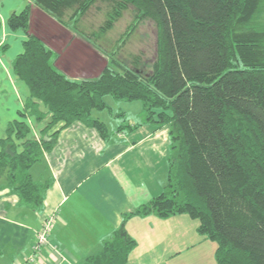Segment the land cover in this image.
<instances>
[{"label": "trees", "instance_id": "trees-1", "mask_svg": "<svg viewBox=\"0 0 264 264\" xmlns=\"http://www.w3.org/2000/svg\"><path fill=\"white\" fill-rule=\"evenodd\" d=\"M30 1L67 26L99 0ZM110 2L101 31L127 8L155 24L150 72L106 65L94 78L73 79L53 65L55 53L28 34L12 69L29 89L24 110L49 121L39 141L30 138L25 111L8 124L0 140V179L20 206L39 209L47 184L34 181L29 168L52 147L57 132H47L79 122L106 138L109 130L93 111L109 110L106 97L137 101L145 123L169 126L174 155L163 191L133 214L186 215L198 222L199 235L216 243L215 264H264V0ZM29 8L11 15L8 26L28 32ZM136 246L120 228L83 264H127Z\"/></svg>", "mask_w": 264, "mask_h": 264}, {"label": "crops", "instance_id": "crops-1", "mask_svg": "<svg viewBox=\"0 0 264 264\" xmlns=\"http://www.w3.org/2000/svg\"><path fill=\"white\" fill-rule=\"evenodd\" d=\"M27 7L29 33L11 29L9 17ZM47 31L62 32L64 40L56 44ZM71 31L75 30L60 25L30 0H0V140L8 124L25 111L29 97L27 85L12 69L28 34L40 38L55 53L53 65L68 77L98 75L99 71L94 76H72L64 69L71 64L77 68L79 62L87 63V70L91 64L90 68H94L97 57L93 45L78 44L79 39H74ZM70 40L73 43L69 44ZM39 109L46 111L41 105ZM25 112L30 138L39 141L49 116L38 121ZM141 112L138 107L139 115ZM114 128L106 138L79 122L68 127L59 123L47 132V136L57 132L52 147L43 150L29 168L34 181L47 184L37 210L20 206L18 196L0 179V264H25L32 253L35 232L50 214H55L50 242L58 246L59 252L44 248L32 264H83L100 250L104 239L120 228L137 242L127 264L136 262L141 255L153 264H161L160 259L172 252V244L182 247L193 243L186 233L189 227L197 235V223L188 221L186 215L160 218L155 214H133L159 195L166 184L168 161L174 155L168 126L142 122L130 124L127 129L120 124ZM170 235L172 247H167Z\"/></svg>", "mask_w": 264, "mask_h": 264}, {"label": "rangeland", "instance_id": "rangeland-1", "mask_svg": "<svg viewBox=\"0 0 264 264\" xmlns=\"http://www.w3.org/2000/svg\"><path fill=\"white\" fill-rule=\"evenodd\" d=\"M111 9L110 0H99L90 7L78 22L64 26L70 30H75L71 33L74 39H79L78 44L82 42L90 43L97 52V57L93 62L95 67L90 68L92 64L88 66L90 72L84 67V64L87 65V63L79 62L77 68L74 64H71L69 68L67 66L64 68L70 75L78 77L81 75L85 77L94 76L98 71L100 73L106 65L119 72L128 66L139 68L143 74L150 72L157 51V29L155 24L149 19L137 20L135 11L127 8L121 12L109 29L101 31V27L108 19V12ZM47 33L49 36L47 34L45 36H51L50 39L55 41L56 44L64 40L62 38L64 36L61 35L63 33L60 31H47ZM71 43H73V40H70L69 44ZM105 101L110 107L109 110L93 111V115L107 125L109 135L115 129V124L126 125L144 122L143 113L141 112L140 115L138 113V107H141L140 102L117 103L111 97H106ZM120 112H125L124 116H118L117 113ZM124 129H127V127L124 126ZM168 156L170 157V154ZM2 181L4 182V180ZM187 218L188 221L198 225L197 221ZM186 237L189 241L192 240L193 243L188 246L182 245V247L176 243L172 244V247L170 244L171 235L169 238L167 237L165 246L172 247V252L160 259L161 264H215L214 251L216 243L214 241L198 233L197 235L196 233L193 234L189 227ZM132 264H153V262L150 258L141 255Z\"/></svg>", "mask_w": 264, "mask_h": 264}, {"label": "built area", "instance_id": "built-area-1", "mask_svg": "<svg viewBox=\"0 0 264 264\" xmlns=\"http://www.w3.org/2000/svg\"><path fill=\"white\" fill-rule=\"evenodd\" d=\"M54 220L55 214L48 215L43 220L40 229L35 232L32 253L29 258H27V262L25 264L35 263L38 259L39 254L44 248H50V250L55 253L59 252L58 246L50 242Z\"/></svg>", "mask_w": 264, "mask_h": 264}]
</instances>
